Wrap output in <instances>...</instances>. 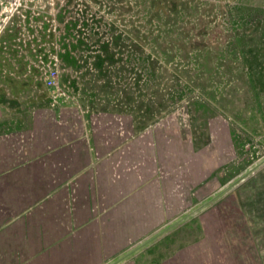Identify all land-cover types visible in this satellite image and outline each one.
Instances as JSON below:
<instances>
[{
  "label": "rangeland",
  "instance_id": "1",
  "mask_svg": "<svg viewBox=\"0 0 264 264\" xmlns=\"http://www.w3.org/2000/svg\"><path fill=\"white\" fill-rule=\"evenodd\" d=\"M31 130L85 164L36 264H264V0H0V135Z\"/></svg>",
  "mask_w": 264,
  "mask_h": 264
},
{
  "label": "crops",
  "instance_id": "2",
  "mask_svg": "<svg viewBox=\"0 0 264 264\" xmlns=\"http://www.w3.org/2000/svg\"><path fill=\"white\" fill-rule=\"evenodd\" d=\"M17 136L0 135V264H22L21 254L28 251L35 254L31 260L36 264L37 254L48 250L46 244L38 246L44 235L38 222L55 215H67L69 220V211L63 208L68 204L67 187H55L48 174L63 169L82 172L85 164L71 168L67 141L48 147L49 140L38 138L35 130L24 133V144ZM27 237H34L33 243L32 239L21 242Z\"/></svg>",
  "mask_w": 264,
  "mask_h": 264
},
{
  "label": "built area",
  "instance_id": "3",
  "mask_svg": "<svg viewBox=\"0 0 264 264\" xmlns=\"http://www.w3.org/2000/svg\"><path fill=\"white\" fill-rule=\"evenodd\" d=\"M51 74L52 75L48 76L45 82L48 87H53L55 85V74L54 73Z\"/></svg>",
  "mask_w": 264,
  "mask_h": 264
},
{
  "label": "water",
  "instance_id": "4",
  "mask_svg": "<svg viewBox=\"0 0 264 264\" xmlns=\"http://www.w3.org/2000/svg\"><path fill=\"white\" fill-rule=\"evenodd\" d=\"M164 231V230H163ZM160 233H162V232H160ZM158 236V234H156V235H154L153 237H151V238H149L148 240H146L143 244H141L139 247H141V246H144L145 244H147L148 242H150L151 240H153L154 238H156ZM139 247H137V248H139ZM132 251H134V250H132ZM131 251V252H132ZM131 252H129L128 254H130ZM128 254H126L125 256H127ZM124 257V256H123ZM121 259V258H120ZM119 260H117V261H115L114 263H117Z\"/></svg>",
  "mask_w": 264,
  "mask_h": 264
}]
</instances>
